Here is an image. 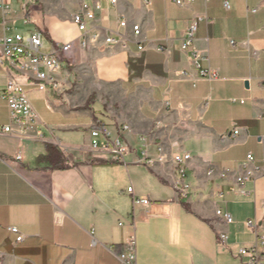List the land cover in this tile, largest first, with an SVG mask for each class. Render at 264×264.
Instances as JSON below:
<instances>
[{
    "label": "crops",
    "instance_id": "0c3cea01",
    "mask_svg": "<svg viewBox=\"0 0 264 264\" xmlns=\"http://www.w3.org/2000/svg\"><path fill=\"white\" fill-rule=\"evenodd\" d=\"M1 1L9 25L0 9V38L40 31L43 53L71 48L58 55L57 90L37 91L33 75L0 65V126L9 125L7 79L36 112L26 130L0 135V264H121L130 235L135 264H248L238 254L255 242L246 222L264 228V0H227L228 9L221 0ZM82 4L99 39L85 49L72 21ZM108 36L116 43L104 46ZM192 54L215 79L180 76L195 73ZM98 123L128 126L124 164L92 151ZM46 145L58 148L65 170L37 165ZM176 155L190 158L176 165ZM248 174L256 178L235 183Z\"/></svg>",
    "mask_w": 264,
    "mask_h": 264
},
{
    "label": "built area",
    "instance_id": "2783aa9c",
    "mask_svg": "<svg viewBox=\"0 0 264 264\" xmlns=\"http://www.w3.org/2000/svg\"><path fill=\"white\" fill-rule=\"evenodd\" d=\"M224 9H228L227 0H221ZM192 0H175L177 6L188 5ZM112 5L116 4V0H111ZM149 5V2H145ZM0 9L3 14V27H8L7 8H5L0 0ZM94 20V13L87 5L82 4L77 14L72 17V21L77 26L79 37L76 40L78 46L81 49L96 46L99 43L97 35L91 34V31L87 29L86 21L92 22ZM28 22V20L26 21ZM126 23L121 21L119 28L124 29ZM196 30V21H193L186 30L185 37L181 41L180 50L186 53L190 48L194 33ZM134 37L140 36V27H132ZM116 43V41L108 36L103 40V45L107 46ZM233 46V43H230ZM71 48V44L59 45L52 48L49 54H45L42 49V34L40 31H34L27 37H23L19 34L12 36L3 35L0 38V65L4 67L5 64L8 67H12L19 73L26 75H33L34 81H36V89L40 92H45L48 88L57 90L61 87V83L54 77L55 73L59 72L62 68L61 62L58 59L60 52H66ZM143 50L142 47L139 48ZM190 62L194 65L195 73L185 74L181 73V77L189 78L192 81L197 79L213 80L216 78V74L211 71H202L197 65L198 56L192 54L190 56ZM42 71H39V68ZM30 76V77H31ZM2 99L6 102L8 110L9 125L0 126V135L10 134L12 132V125H18L21 129H27L32 125L36 119V112L32 107V104L27 96V93L23 86L15 83L14 81L7 79L4 91L1 95ZM129 130L128 126L121 125L116 129H112L109 126L102 125L100 123L94 124L89 131L90 147L92 151L100 154H105L112 162L118 164H124V157L127 154L126 145L121 138V134ZM238 135V131H233V136ZM161 151V150H159ZM190 157L185 155L181 157L176 155L173 157V162L176 165L181 164L183 161L188 160ZM253 158L251 155L246 157L244 166L252 163ZM142 163V162H141ZM151 164V161L148 163ZM227 173H225L226 175ZM256 178L255 174H248L238 176L235 179L237 185H241L244 181L253 180ZM185 187L183 188V190ZM132 189H127L128 193H131ZM142 205H147V200L140 201ZM215 216L223 221L225 224H231V217L222 210H216ZM118 226H122L119 224ZM246 226L255 234V242L248 248H240L238 254L240 257L247 260L248 264H264V228L259 231V227L254 221H247ZM9 231L12 234L17 235L18 231L15 228H10ZM219 238L222 243H226V235L220 234ZM23 240L21 235L16 236L15 243H20ZM121 264H135L136 252H135V237L130 235L125 243V251L119 257Z\"/></svg>",
    "mask_w": 264,
    "mask_h": 264
},
{
    "label": "trees",
    "instance_id": "16d2710c",
    "mask_svg": "<svg viewBox=\"0 0 264 264\" xmlns=\"http://www.w3.org/2000/svg\"><path fill=\"white\" fill-rule=\"evenodd\" d=\"M36 163L44 170H65V159L57 147L46 145L45 153L36 159Z\"/></svg>",
    "mask_w": 264,
    "mask_h": 264
},
{
    "label": "bare ground",
    "instance_id": "6f19581e",
    "mask_svg": "<svg viewBox=\"0 0 264 264\" xmlns=\"http://www.w3.org/2000/svg\"><path fill=\"white\" fill-rule=\"evenodd\" d=\"M135 27H139L138 25H135Z\"/></svg>",
    "mask_w": 264,
    "mask_h": 264
}]
</instances>
